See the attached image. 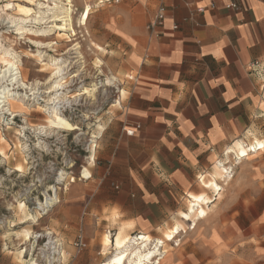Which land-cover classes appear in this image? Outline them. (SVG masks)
Returning <instances> with one entry per match:
<instances>
[{
  "label": "crops",
  "instance_id": "crops-1",
  "mask_svg": "<svg viewBox=\"0 0 264 264\" xmlns=\"http://www.w3.org/2000/svg\"><path fill=\"white\" fill-rule=\"evenodd\" d=\"M138 3L137 12L125 11L104 24L107 35L127 46L123 70L133 77L123 107L102 130L98 168L104 175L95 183L96 193L87 199V188L80 184L74 201L78 208H96L100 219L105 211L117 212L131 235H145L161 216L167 219L162 208H168L170 200H192L190 194L198 195L204 187L212 191L199 179L215 171L230 144H243L253 128H258L254 144L264 141V84L258 73L264 66V0ZM161 4L166 14L155 37L147 27ZM129 130L134 134L128 135ZM232 148L237 150L234 145L227 155ZM260 163L243 183L255 185L262 194L256 222L264 230V162ZM229 171L228 167L222 178L229 176L228 182ZM72 219L59 207L32 228L45 238L49 232L62 244L58 264L107 263L111 255L102 246L88 242L77 252L73 244L80 224ZM12 225L0 220V264H32L22 256L23 229ZM26 254L32 260L39 255L28 246Z\"/></svg>",
  "mask_w": 264,
  "mask_h": 264
},
{
  "label": "rangeland",
  "instance_id": "rangeland-1",
  "mask_svg": "<svg viewBox=\"0 0 264 264\" xmlns=\"http://www.w3.org/2000/svg\"><path fill=\"white\" fill-rule=\"evenodd\" d=\"M34 1L33 4L30 0H0V36L4 45L12 47L20 56V69L26 83L29 86L39 83L35 99L31 96L28 102L25 101L31 106V113L26 117H17L15 121H10L12 116L10 119L6 115L0 125V135L7 141L0 143V151L9 157L4 162L0 156V220L7 227L18 223L19 229H30L35 234H41L32 228L31 222L22 224L25 213L20 205L25 204L28 212L38 219L52 215L59 207L64 208L68 216L75 218L72 220L79 222L78 236H82L86 244L90 242L92 247H100L105 235L110 233L114 240L120 227L127 225L119 222L117 212L105 211L100 219L96 208H78L74 201L79 198L80 184L87 188V199L96 193L95 183L98 184L104 175L103 169L98 168L104 141L101 138L103 131L100 130L123 107L130 78L133 77L131 72L123 70L127 46L121 44L118 38L107 35L104 24L108 21L111 23L112 18L122 16L125 11L137 12L140 9L139 3L138 0H123L115 5L107 0H72L77 36L67 33L69 37H58V32L54 31L49 37L35 38L26 35L21 39V36L16 35L15 29L10 28L11 24L7 23L12 18H24L17 11L18 7L35 10L36 3L42 0ZM27 26L31 27V24ZM29 39L54 45L53 48L38 46ZM49 57L66 62L68 88L65 93L71 99L70 103L60 106V111L70 123L81 129L79 132L58 131L48 136H37L29 130L47 124L48 116L40 107L48 100L44 93L49 91V79L53 74V68L47 65ZM258 73L264 84V66L259 68ZM110 79L111 83L108 82ZM94 85L97 89L93 94L91 89L95 88ZM14 91L30 95L29 91ZM121 91L126 94L121 105H118L116 101L119 100ZM23 127L27 130H21ZM257 131L258 128H253V135L248 133L247 137H243L242 145L246 150L255 143ZM15 132L23 133L19 140L21 144H27L28 149L21 150L17 146L19 144L14 136ZM38 139L42 141L41 145ZM92 140L97 145L94 153ZM237 141L239 140L230 144L217 160V163L220 161L229 167V175L232 177L230 182L224 179L218 181L223 189H220L221 196L201 187L203 190L199 194L205 192L211 198V203L208 204L209 215L205 219L197 220L195 225L182 219L181 213L187 212L189 199L186 196L178 202L170 200L168 208H162L166 210L167 219L166 216H161L159 222L153 224L156 227L145 235L153 240L164 241V235L172 228L179 226L180 230L174 241L167 242L164 249L160 246L162 256L159 257L162 260L155 264H264V230L256 222L260 214L257 204L261 202L262 194L254 189L255 185L243 183V179L250 176L261 161L264 162V151L253 154L248 150L247 153L250 154L243 160L236 153L227 156V149L236 145ZM91 156L94 157L95 164L92 163ZM18 165L23 166V173L14 172ZM84 169L89 170L92 178H83ZM61 174L64 180L60 178ZM203 176H206L207 182L209 174ZM51 187L57 190L58 201L45 210L39 209V202L46 203V199L54 196ZM73 194L77 196L74 197ZM68 199L73 200L68 202ZM64 204L66 207H63ZM55 216H59V213ZM127 235L137 239L144 234L131 235L127 232ZM44 242L41 240L37 248L32 241L25 244L22 256H26L29 262L38 261L37 263L42 264L44 260L40 255L41 250L38 252L37 249L43 248ZM27 246L29 251L33 248L39 253L34 256V260L31 254L25 255ZM109 253L112 256L113 250L106 254Z\"/></svg>",
  "mask_w": 264,
  "mask_h": 264
},
{
  "label": "bare ground",
  "instance_id": "bare-ground-1",
  "mask_svg": "<svg viewBox=\"0 0 264 264\" xmlns=\"http://www.w3.org/2000/svg\"><path fill=\"white\" fill-rule=\"evenodd\" d=\"M34 4V0H30ZM34 7V6H33ZM72 0H42L36 3V9L18 7L17 11L24 16V18H12L7 24H11V29L14 28L16 35L21 36V39L24 36H33L35 38L49 37L53 34L54 31L58 32V37H69L77 36L76 27L74 25V15L72 9ZM76 14V13H75ZM1 17V16H0ZM31 24V27L27 26ZM0 36V125L5 119L6 115L12 116V120L17 117H26L27 114L31 113V106L25 103L28 102L29 97L38 95V85L39 83L31 84L29 86L22 74L20 69V56L12 47H6L4 45V40ZM30 40V39H29ZM31 42L35 43L38 46H47L48 48H53L54 44L48 43L43 44L41 42ZM9 42V40H8ZM100 62V61H99ZM53 68V74L49 79V91L46 94L48 100L43 107H40L42 111L48 116L47 124L37 126L36 129H29L33 131L37 136H48L52 133L62 132H79L81 129L72 123H70L61 113L60 106L65 103H70L71 97L65 93V90L68 88L67 84V73H65L66 62L60 59L48 58V64ZM117 80V79H116ZM111 83V79L108 80ZM96 85H94L95 87ZM29 91L30 95L21 94L15 92L14 90ZM96 87L91 89V93L96 91ZM37 90V91H36ZM68 92V91H67ZM94 94V93H93ZM125 91H121V96L116 103L121 104L122 99L125 96ZM104 128L101 127L102 131ZM21 130L25 131L27 128L23 127ZM1 132V130H0ZM22 132V131H21ZM21 132H15L14 136L17 137V145L21 150L28 149L27 144H21L19 138H22ZM82 134V133H81ZM25 137V136H24ZM78 137V136H77ZM94 138V137H93ZM95 139V138H94ZM39 145H41L42 141ZM7 142L5 137L0 135V143ZM26 142V141H25ZM92 153L96 149V141L92 140ZM251 144V143H250ZM248 145V144H247ZM264 141H257L256 144H251V146L244 148L242 143H237V150L234 152L232 149H229L228 155L231 156L234 153L241 159H245L249 156V152L257 153L260 150H264ZM17 148V147H16ZM40 148V147H39ZM257 148L259 149L257 151ZM26 152V151H25ZM226 155V154H225ZM227 155V156H228ZM0 156L4 162H7L9 157L6 153L0 151ZM227 158V157H226ZM230 158V157H229ZM243 158V159H242ZM92 163L94 162V157L91 156ZM92 164V165H94ZM238 164H241L238 163ZM228 170V167L223 163L219 162L216 164L215 171L210 174L209 182L204 181V177H201V181L205 184L206 188H210L212 191L219 193L222 186L219 185L218 181L224 178L223 174ZM14 172H24L23 166L18 165L15 168ZM91 174L89 170L84 169L83 178L89 179ZM227 177V176H225ZM231 177V176H230ZM61 179L64 180L63 174H61ZM229 178V176H228ZM206 179V178H205ZM228 182V179L225 180ZM51 190L54 191V196H50L46 199V203L39 202V209L45 210L50 205L58 201L57 190L54 187H51ZM221 194V193H220ZM192 200L188 201L187 212L181 213V217L185 222H192L194 225L197 220L205 219L208 214V204L211 198L203 192V194H190ZM22 212L25 213L22 224L32 223L34 225L38 224L39 219L36 215H32L28 212L27 206L25 204L20 205ZM46 212V211H45ZM40 218V217H39ZM7 224V223H6ZM193 227V226H192ZM180 227L172 228L171 231L167 232L164 235L163 240H153L149 235H142L140 238L129 237L125 232V226H121L118 230V234L115 240L112 239V235L109 233L103 237L102 246L103 252L106 254L110 250H113V255L110 257L107 263L105 264H155L159 263L162 259L159 256H162L159 246L163 247L167 242H172L175 239V236L178 235ZM34 232L30 229H23L22 236L25 244H30L32 239L36 236ZM172 238L169 239L168 237ZM61 241V240H60ZM25 251V250H24ZM162 252V251H161ZM24 253V252H23ZM159 257V259H158ZM164 258V257H163ZM160 260V261H158ZM156 261V262H155ZM38 261L31 262L32 264H39Z\"/></svg>",
  "mask_w": 264,
  "mask_h": 264
},
{
  "label": "built area",
  "instance_id": "built-area-1",
  "mask_svg": "<svg viewBox=\"0 0 264 264\" xmlns=\"http://www.w3.org/2000/svg\"><path fill=\"white\" fill-rule=\"evenodd\" d=\"M107 1L112 2L114 4H119L121 0H107ZM147 1H151V0H147ZM165 14H166V8L163 4H161L157 8L155 18L152 20V22H150V24L147 27L148 31L151 32V34L155 37L159 35L156 32V29L163 26ZM15 120L16 118L14 120L11 119L10 121H15ZM138 128L140 127H137V129ZM127 134L133 135L134 130L127 131ZM45 235H47L46 238L43 236V234H37L33 238V240L36 242V248L39 241L41 240L45 241L43 244V248L37 249L38 252L41 250L40 255L42 257V260H44L42 264H58L60 262V259L62 258V244L58 241V239L54 238L49 232H46ZM86 246L87 244L84 238L82 236H78L77 240L74 243V248L77 250V252L80 253L83 249L86 248Z\"/></svg>",
  "mask_w": 264,
  "mask_h": 264
},
{
  "label": "snow or ice",
  "instance_id": "snow-or-ice-1",
  "mask_svg": "<svg viewBox=\"0 0 264 264\" xmlns=\"http://www.w3.org/2000/svg\"><path fill=\"white\" fill-rule=\"evenodd\" d=\"M8 7H12V5H8ZM261 147H264V145H261ZM168 238L171 239L172 237L169 236Z\"/></svg>",
  "mask_w": 264,
  "mask_h": 264
}]
</instances>
